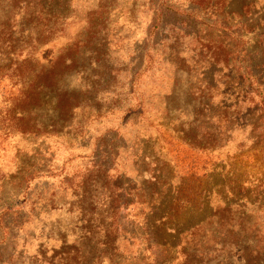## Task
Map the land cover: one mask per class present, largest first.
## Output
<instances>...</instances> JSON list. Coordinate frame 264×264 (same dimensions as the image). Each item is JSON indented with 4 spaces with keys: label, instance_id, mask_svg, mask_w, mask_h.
<instances>
[{
    "label": "trees",
    "instance_id": "1",
    "mask_svg": "<svg viewBox=\"0 0 264 264\" xmlns=\"http://www.w3.org/2000/svg\"><path fill=\"white\" fill-rule=\"evenodd\" d=\"M114 1L98 0L83 37H78L71 52L41 68L36 59L37 48L59 28H65L70 21L67 10L74 0H0V62H8L21 83L9 111V120L19 125L20 132L46 136L70 133L75 130L74 121L80 110H86L95 120L120 115L133 126L146 123L145 114H139L142 103L134 106L133 100L124 104L120 100L111 108L107 104L120 98L111 85L128 69L113 68L116 62L112 59L106 23L115 8ZM166 5L161 0L154 8L150 33L168 26V15L177 14ZM198 7L192 12L205 11L222 19V31L227 36L237 35L228 44L223 63H229L233 56L240 59L245 55L232 70V79L242 83L244 89L238 98L248 100L250 111L239 103L225 107L226 116H220L215 111L222 109L223 99H214L220 97L213 94L217 86L214 80H205V87L198 93L192 92L193 85H189L184 109L190 118L173 136L184 147V156L177 154L161 164L156 152L145 156L144 150L140 157L149 160L152 168L144 169L142 176L135 179L129 178L125 170L112 175V160L130 154L126 152L128 146L119 148L114 143L119 135L110 141L103 137L96 145L94 165L86 171L74 192L75 200L69 203L81 233L72 243L64 241L60 248L53 249L52 259L41 264H264V219L259 220L264 215V173L254 186L244 188V182L231 175L217 182L218 164L210 172H200L198 168L205 155L220 159L237 130L246 132L250 128V148L264 151V2L202 0ZM180 26L174 25L173 37L162 38L129 64L133 74L130 93L135 91L132 87L137 77L155 60L176 66V45L179 35L184 34ZM241 41L246 45L243 50ZM219 63L215 55L212 65L217 69ZM84 64L88 68L94 65L93 73L86 70L82 82L75 85L69 77L81 65L86 67ZM179 70L174 69L173 90L162 97L163 115L181 99L175 91ZM220 70L229 67L225 65ZM226 89V96L233 94L230 85ZM197 96L208 99L207 103L187 105L189 99ZM95 103L107 107L87 108ZM45 104H51V110L43 121L41 110ZM181 164H188L189 169L182 181L177 176Z\"/></svg>",
    "mask_w": 264,
    "mask_h": 264
},
{
    "label": "rangeland",
    "instance_id": "2",
    "mask_svg": "<svg viewBox=\"0 0 264 264\" xmlns=\"http://www.w3.org/2000/svg\"><path fill=\"white\" fill-rule=\"evenodd\" d=\"M160 1L115 0V8L106 23L112 42V59L116 62L113 68L121 70L128 67L111 85L114 94L120 98L112 99L107 104L111 108L120 100L123 101L122 104L133 100L134 106L142 103L143 109L139 114L142 112L146 116L144 125L133 126L132 122L122 119L120 115L95 120L90 118L86 110H80L74 121L76 128L70 133L64 131L60 135L47 136L23 134L18 130L19 125L9 120V111L14 98L19 94L21 83L9 68V63L0 62V264L48 263L53 257V249L60 248L64 241L72 243L80 235V224L76 214L69 211V203L75 200L74 192L86 171L94 165L96 145L103 137L110 141L119 135L114 143L117 142L119 148L128 146L126 152L130 154L113 158L109 164L113 168L112 175L121 174L125 170L129 178L135 179L142 176L140 172L144 169L152 168L149 160L140 157L144 150L145 156L156 152L161 164L177 154L184 156V147L178 145L173 136H177L175 133L180 130L181 124L190 118V113L187 114L184 109V94L190 89L189 85H193L192 92L198 93L199 89L203 90L201 88L205 87V80L212 78L214 84H217L213 94L220 96L214 99L217 102L223 99L222 109L215 111L220 116H226L225 107L239 103H242L247 112L250 111L248 100L242 101L238 98L244 89L242 83L232 79V70L245 55L240 59L233 56L229 63H223L228 44L238 38L237 35L227 36L222 31V19L213 18L205 11L192 12L193 8L199 9L198 4L202 0H162L166 1L169 10L177 14L168 15V26H162L150 33L154 8H157ZM97 8L98 0H74L72 8L67 10L70 21L65 28H59L49 41L37 48L36 59L40 67H49L56 59L71 52L78 37H83L85 33L84 28L92 18L90 13ZM175 24H180L179 28L184 32V36L179 35L176 45L179 55L173 61L176 66L155 60L137 77L132 87L135 91L130 93L133 74H130L132 66L129 67V64L137 60L141 53L145 54L154 45H158L162 38L173 37ZM241 42L243 50L246 45ZM215 55L220 62L217 69L212 65ZM225 65L229 70H220ZM84 66L86 67L81 65L69 77L73 84L82 82L86 70L93 73L91 71L94 70V65L89 68L87 64ZM176 67L181 70L175 91L181 94V99L172 105L176 106L172 111L163 115L161 108H164L165 101L162 97L173 90L172 77ZM204 74L207 76L203 78ZM229 85L233 94L226 96V86ZM188 101L186 103L191 107L203 106L208 99L197 96ZM217 106L219 105L215 107ZM97 107L104 110L107 106L97 103L92 107L87 106L88 109ZM50 110L51 104H45L42 108L43 121L50 116ZM250 138V128L246 132L235 131L220 159L205 155L199 161L200 172H210L218 164L217 182L227 180L231 175L244 182V188L254 186V182L264 173V151L261 148H250ZM167 154L169 156L166 157ZM177 170L178 180L182 181L189 172L188 164H181ZM233 212L236 213L234 210ZM239 216L236 214V217ZM263 219L264 215L259 216V220Z\"/></svg>",
    "mask_w": 264,
    "mask_h": 264
}]
</instances>
